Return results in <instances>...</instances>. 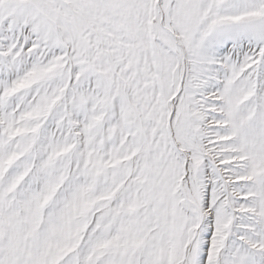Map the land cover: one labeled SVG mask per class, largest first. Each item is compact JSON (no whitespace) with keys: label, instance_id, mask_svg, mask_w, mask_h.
Returning <instances> with one entry per match:
<instances>
[{"label":"snow or ice","instance_id":"6c2138e0","mask_svg":"<svg viewBox=\"0 0 264 264\" xmlns=\"http://www.w3.org/2000/svg\"><path fill=\"white\" fill-rule=\"evenodd\" d=\"M0 264H264V0H0Z\"/></svg>","mask_w":264,"mask_h":264}]
</instances>
